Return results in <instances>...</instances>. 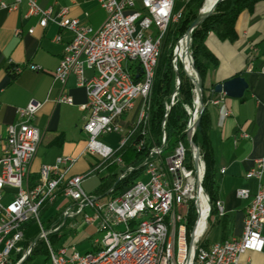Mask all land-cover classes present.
Instances as JSON below:
<instances>
[{
  "label": "built area",
  "instance_id": "2783aa9c",
  "mask_svg": "<svg viewBox=\"0 0 264 264\" xmlns=\"http://www.w3.org/2000/svg\"><path fill=\"white\" fill-rule=\"evenodd\" d=\"M22 1L14 0L8 4L0 0V8L15 10ZM183 1L99 0L106 17L99 28L93 29L82 24L79 18L70 16L68 7L54 13L52 7L44 8L37 0H27L26 15H39L43 27L53 22L72 33L64 43L54 77L64 88L58 102L72 103V98L65 92L71 75L76 77L78 86L86 88L88 99L83 108L88 111L84 124L88 141L79 156H59L55 163L42 165L39 177L32 180V164L43 137L42 130L33 120L41 103L17 109L19 120L7 125L5 135L0 134V264H24L38 240L35 238L24 247L27 239L24 224L36 223L35 210L40 202L54 199V196H61V204H57L60 221L55 226L42 228L39 237L51 242L49 236L62 232L65 226L69 231L77 232L57 250L51 242L57 264H154V255L163 256V264H256L243 261L242 256L249 251L264 252V154L245 175L259 180L258 190L239 188L236 192L239 198L249 200L242 234L206 246L202 244L212 206L203 186L205 160L193 139L205 106L200 91L198 108L200 77L190 53L193 29L179 38L172 59L178 69L177 63L182 59L176 52L185 36L195 70L194 75L190 74L183 62L185 72L194 83L195 93L193 104L185 105L187 141H178L168 153L164 120L161 142L149 148L140 166L131 165L120 174L119 179H123L143 167L140 176L121 192H115L113 187L105 194L87 192L83 182L93 171L74 175L68 185H61L66 169H72L80 156L89 153L104 162L108 150H115L116 155L129 143L141 149L148 141L151 91L147 88V80L155 77L153 60L159 57L156 43L164 42L174 18L183 13L182 9L177 10L179 2ZM33 32L34 28H31L29 33ZM55 40L62 41V35L57 34ZM29 67L39 69L36 64ZM13 69L20 73L23 67ZM136 76L139 79L136 80ZM177 94V91L173 93L167 110L174 104ZM218 102V99H209L207 104ZM136 107L137 117L131 127H126L123 116ZM137 119H144V128H137ZM112 134L119 136L117 146L99 139ZM115 159L123 161L119 156ZM144 175L149 176L147 181L143 180ZM9 188L14 192L10 200L4 202ZM202 195L209 203L203 224ZM216 204L219 215L224 216L223 202L218 199ZM191 210L196 212L197 218L190 229ZM14 222L22 223V231L12 240H2V232ZM114 225H122V232H114ZM85 227L90 228L85 237L91 239L92 246L81 253L74 238ZM166 228H174V237H166Z\"/></svg>",
  "mask_w": 264,
  "mask_h": 264
},
{
  "label": "crops",
  "instance_id": "0c3cea01",
  "mask_svg": "<svg viewBox=\"0 0 264 264\" xmlns=\"http://www.w3.org/2000/svg\"><path fill=\"white\" fill-rule=\"evenodd\" d=\"M2 1L8 4L14 2ZM37 2L44 8L52 7L54 13L62 7H68L70 16L79 18L82 24L93 29L99 28L106 17L99 0ZM184 7L185 4L182 10ZM27 10V0L19 3L15 10L0 8V134L5 135L7 125L19 120L18 108L41 103L33 120L43 132L32 164L31 179L34 180L39 177L42 165L53 164L62 155L79 156L85 149L88 134L84 124L88 111L84 110L83 105L88 98L86 88L78 86L76 77L71 75L65 92L72 98V103L58 102L64 88L55 79L54 71L62 58L64 43L72 37V33L53 22L46 27L41 26L40 16H28ZM235 27L237 38L234 41L222 40L213 32L206 38L207 46L219 60L208 71L204 86L210 99L219 100L218 103H209L207 107L211 120L209 137L217 166L219 200L223 202L226 212L224 216L218 214L213 220L215 224L223 226L220 240L230 237L226 233L229 226L235 228L231 236L242 234L249 200L239 198L237 190L249 188L255 192L260 185L259 180L245 175L264 154V0L256 3L252 10H244ZM31 28H34L33 33H29ZM57 34L62 35V41L55 40ZM30 64H36L39 69H31ZM15 66H22L23 70L13 75L11 70ZM238 75L248 82L242 97L214 92L215 85ZM226 112L229 114L226 115ZM129 113L132 114V111ZM130 117L122 120L126 127H131L137 113ZM97 165L82 155L69 170L68 176L86 174L92 167L94 171L99 167ZM104 169L100 167L96 170L99 180L89 193H97ZM90 176L85 178L83 185ZM13 192L7 189L4 200L9 201ZM242 257L245 261L264 264V252L249 251Z\"/></svg>",
  "mask_w": 264,
  "mask_h": 264
},
{
  "label": "trees",
  "instance_id": "16d2710c",
  "mask_svg": "<svg viewBox=\"0 0 264 264\" xmlns=\"http://www.w3.org/2000/svg\"><path fill=\"white\" fill-rule=\"evenodd\" d=\"M259 1L261 0H220L216 4L214 10L201 19L191 33V48L194 57V64L200 76V83L203 89V102L205 103L193 139L200 147L206 164L203 186L210 197L212 206L210 217L218 216L219 214L216 204L219 199V184L217 182V166L209 137L211 120L207 101L211 97L207 96L204 83L208 71L211 67H215L219 60L214 52H212L207 46L206 38L210 32H213L222 40L234 41L237 38L235 26L239 15L244 10H252ZM204 3L205 0H191L190 3L186 5L187 9L181 13V17L177 23L175 24V22H173V24L170 25L165 40L162 43L163 46H161L162 49L156 69V75L149 97V118L147 123L149 130L148 141L141 149L135 148L134 150L126 152L130 146L129 144L121 150V153L125 156L126 160H129L130 156L135 157L136 162L134 166L136 167L141 165L149 148L154 144L161 142L163 135L162 123L164 120H166L165 129L167 132V144L170 148L175 147L180 140L187 141L185 126L188 120V112L185 105L193 104L194 83L185 74L181 67L178 70H175L172 58L174 46L177 44L178 39L191 28L192 23L199 16L197 11L203 7ZM11 72L13 75L18 74L13 68ZM137 79H139V77L136 76V80ZM175 91L178 92L175 97V102L171 105L170 109L167 110L166 106L171 103V98ZM165 114H167V117H165ZM142 171L143 167H139L130 172L125 178L119 179L115 172V164H111L108 166V172L101 177V182L98 185L96 192L97 194H105L107 190L112 187L115 192H121L131 182L138 178ZM203 203L205 204V202ZM44 207L45 208H42V210H46L51 207V205H45ZM196 218V212L192 210L189 215L190 229ZM24 226L28 227L29 222L25 223ZM27 239L32 241L35 237ZM202 244L204 246L208 245L207 243ZM23 245L27 247L29 243L25 241ZM42 251L43 246L37 247L35 245L26 260L27 263L37 257L40 253H43ZM48 261L49 257L40 264H47Z\"/></svg>",
  "mask_w": 264,
  "mask_h": 264
},
{
  "label": "rangeland",
  "instance_id": "374dc122",
  "mask_svg": "<svg viewBox=\"0 0 264 264\" xmlns=\"http://www.w3.org/2000/svg\"><path fill=\"white\" fill-rule=\"evenodd\" d=\"M190 1L191 0H184L183 2H179L178 6H177V10L182 9L183 8V4H185L184 10H186L187 9L186 5L189 4ZM200 10L201 9H199L197 11L198 15H199ZM176 23L177 22H175V24ZM191 42H192V40H191ZM191 42H190V53L192 55V59H193V62H194L193 52H192V48H191ZM161 49H162V47H161ZM173 56H174V54H173ZM172 63H173V61H172ZM177 65H178V69L181 67L183 69V71L185 72L183 61L179 60ZM194 68H195V64H194ZM178 69L175 68V70H178ZM185 74L187 75L186 72H185ZM202 96H203V89H202ZM194 97H195V93H194ZM137 112H138V107H136L134 109V111H132V114L131 113L125 114L123 116V119L126 120L130 116H131L130 118H132V116H134ZM99 139L104 141V142H106V143H108V144H110V145H112V146H117L118 141H119V136L116 135V134L105 135V136L99 137ZM129 144H130V146H129L128 150H126V152H129V150H134L135 149V147L131 143H129ZM173 148L174 147L170 148L169 146H167V152L168 153L171 152L173 150ZM118 156L123 158L122 162H120V161L115 159V158H118ZM85 157L89 158L92 163L99 164V165H97L99 167H97V169L95 168V170H94L95 173L93 171L92 172L93 174L87 179V182L85 183V185H83L84 188L86 187L85 189L88 192H92V190H94V188H95V186H96V184H97V182L99 180L98 176H97L98 173H97L96 170H98L100 167L101 168L102 167L105 168L103 173L106 174L108 172V166L111 165V164H115V172L117 173L118 178H119V176H120V174L122 172H124L129 166L135 165V162H136V159H135L134 156H130L129 160H126L125 156L122 155L121 151L117 152L116 155L113 158H111L110 160H105L104 162L101 161V159L97 155H91L89 153H86ZM93 167H95V165H93ZM93 167L91 168V171L93 170ZM148 179H149V176H145V175L143 176V180L147 181ZM9 191L13 192L14 189L9 188ZM206 199H207V197H206ZM4 202H7V201L4 200ZM57 204H61V201L58 200L57 202H55L53 205H51V207L47 208L46 210H44V209L42 210V208L40 209V219L42 221L43 228L47 229L48 227L55 226V225H57L59 223V221H60V212H59V209L57 208ZM191 211H190V213H191ZM215 218H217V217L216 216L210 217V219H209V229L206 232L204 238L202 239V243L212 244V243H214L216 241H219L221 239L223 231H224L223 230V226H222V224H219V223L215 224L213 222V220ZM67 227L68 226H65L62 229V232L56 233V234H52V235L49 236V239L51 240L52 245H53V247L56 250L59 249L63 244H65V241H68L70 239L72 240L74 235L77 233L75 231H69ZM234 229L235 228L232 227V226H229L228 229H226V233L228 234V236L230 235V237L228 239L233 238V236H231V235H232ZM89 230H90L89 227H85L84 231L82 233H78L76 238H74V241L77 242V250L80 251L81 253H84L85 251L91 249L92 241H91V239H86V237H85ZM25 231H26V237L27 238H33V237L38 238V240L36 241L37 242L36 246L37 247L38 246H43V251H42L43 253H40L39 255H37V257H35L33 260L29 261V263H27V261H26L28 259L27 258L25 260L24 264H34V263L40 264V263L44 262L46 260V258L49 257V251H48V247H47L45 239L39 237V234L42 232V227L39 224L37 225L33 221H30L29 222V226L27 227V229ZM240 235H238L236 237H239ZM34 240L30 241V240L26 239L27 243H29V244L31 242H33ZM79 241H81V242H79ZM242 260L245 261V259L243 257H242ZM47 264H51L50 258H49V261H48ZM68 264H71V263H68Z\"/></svg>",
  "mask_w": 264,
  "mask_h": 264
},
{
  "label": "bare ground",
  "instance_id": "6f19581e",
  "mask_svg": "<svg viewBox=\"0 0 264 264\" xmlns=\"http://www.w3.org/2000/svg\"><path fill=\"white\" fill-rule=\"evenodd\" d=\"M216 0H206L201 10L203 12H208L212 9L214 3ZM181 17V13L177 15L174 18V22H177L179 18ZM187 38L184 36L183 39L180 41V44L177 48V56L182 59V61L185 63V67L187 71L194 75L195 70L193 68V64L190 58V55L188 53V43ZM161 46L162 43H156V51H158L159 57L161 53ZM159 57H157V60H153V68H154V75H156V69L158 66ZM155 77H149L147 80V88H150V91L152 90V85L154 82ZM198 108L200 107V89H198ZM137 128H144V119H137ZM115 156V150H108L105 153V160H110ZM70 169H66L65 171V178H61V185H68V180H72L74 176H68V172ZM60 198V199H58ZM58 200L61 201V196H54V199L49 200H42L39 204V208L35 210V218H36V224L40 225L42 228V221L40 219V209L44 208L45 205H53ZM205 202V204L203 203ZM209 208V203H207V199L205 195H202V207L200 209L202 213V220L201 224L205 222V215L207 213V210ZM19 231H22V223L21 222H14L9 224L8 228L5 230V232H2V240H12L13 237H15V234ZM114 232H122V225H114ZM198 232V231H197ZM166 237H174V228H166ZM48 251H49V258L51 261V264H57L56 257L54 255V252H51V243L50 241H46ZM154 264H163V256L161 255H154Z\"/></svg>",
  "mask_w": 264,
  "mask_h": 264
},
{
  "label": "water",
  "instance_id": "95a60500",
  "mask_svg": "<svg viewBox=\"0 0 264 264\" xmlns=\"http://www.w3.org/2000/svg\"><path fill=\"white\" fill-rule=\"evenodd\" d=\"M219 1L220 0H216L212 9L209 10L208 12H203L202 10H200L198 18L196 20H194V22L192 23V26L189 30H192L200 22L201 19H203L206 15L211 13ZM199 88H200V91L202 92L201 83L199 84ZM247 88H248V82L246 81V79L243 76L238 75V76L230 78V79H228L222 83L217 84L214 87V92H216V93L225 92L226 95H228L230 97L240 98L244 95Z\"/></svg>",
  "mask_w": 264,
  "mask_h": 264
}]
</instances>
